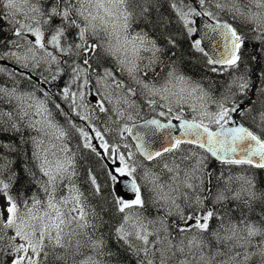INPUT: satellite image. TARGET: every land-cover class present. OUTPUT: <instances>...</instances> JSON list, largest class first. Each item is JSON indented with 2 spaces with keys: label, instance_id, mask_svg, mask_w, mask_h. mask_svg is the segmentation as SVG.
I'll use <instances>...</instances> for the list:
<instances>
[{
  "label": "snow or ice",
  "instance_id": "6c2138e0",
  "mask_svg": "<svg viewBox=\"0 0 264 264\" xmlns=\"http://www.w3.org/2000/svg\"><path fill=\"white\" fill-rule=\"evenodd\" d=\"M264 0H0V264H264Z\"/></svg>",
  "mask_w": 264,
  "mask_h": 264
},
{
  "label": "trees",
  "instance_id": "16d2710c",
  "mask_svg": "<svg viewBox=\"0 0 264 264\" xmlns=\"http://www.w3.org/2000/svg\"><path fill=\"white\" fill-rule=\"evenodd\" d=\"M256 179H257L259 182L264 183V172H260V173L257 175Z\"/></svg>",
  "mask_w": 264,
  "mask_h": 264
}]
</instances>
